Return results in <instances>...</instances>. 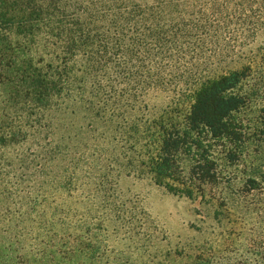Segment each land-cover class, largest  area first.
Segmentation results:
<instances>
[{
    "label": "rangeland",
    "instance_id": "rangeland-1",
    "mask_svg": "<svg viewBox=\"0 0 264 264\" xmlns=\"http://www.w3.org/2000/svg\"><path fill=\"white\" fill-rule=\"evenodd\" d=\"M36 1L46 25L0 43V264H264V190L216 152L218 218L158 185L136 140L182 120L192 81L259 61L264 0ZM35 69L58 92L23 83Z\"/></svg>",
    "mask_w": 264,
    "mask_h": 264
},
{
    "label": "trees",
    "instance_id": "trees-1",
    "mask_svg": "<svg viewBox=\"0 0 264 264\" xmlns=\"http://www.w3.org/2000/svg\"><path fill=\"white\" fill-rule=\"evenodd\" d=\"M43 15L36 0H0V43L8 42L11 33L25 36L46 25ZM79 36L91 40L90 33L82 31ZM73 45L75 42L69 48ZM6 46L10 48V44ZM258 55L259 61L240 69L192 81L195 86L188 94L189 110L182 120L175 114L153 119L136 138L146 158L141 165L158 185L191 200L216 202L218 218L226 200H216L205 190L228 173L221 170L216 152L223 154L228 166L240 170L246 196L264 190V53ZM4 60L0 50V68ZM27 64L32 70L33 62ZM22 73V82L31 84L42 97L51 95V88L58 92L61 77L51 80L39 69L31 75L25 70ZM256 106L257 119L253 121L250 112Z\"/></svg>",
    "mask_w": 264,
    "mask_h": 264
}]
</instances>
